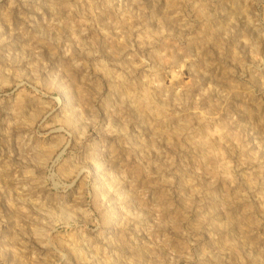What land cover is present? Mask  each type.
I'll return each instance as SVG.
<instances>
[{
	"label": "rangeland",
	"instance_id": "374dc122",
	"mask_svg": "<svg viewBox=\"0 0 264 264\" xmlns=\"http://www.w3.org/2000/svg\"><path fill=\"white\" fill-rule=\"evenodd\" d=\"M0 264H264V0H0Z\"/></svg>",
	"mask_w": 264,
	"mask_h": 264
}]
</instances>
